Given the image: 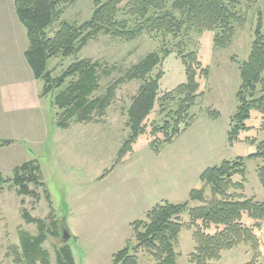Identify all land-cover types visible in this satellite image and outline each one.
<instances>
[{
  "label": "rangeland",
  "instance_id": "rangeland-1",
  "mask_svg": "<svg viewBox=\"0 0 264 264\" xmlns=\"http://www.w3.org/2000/svg\"><path fill=\"white\" fill-rule=\"evenodd\" d=\"M96 1L110 0H76L60 6L61 15L48 29V35L53 37L63 22L73 25L88 22ZM175 1L167 0L166 11L182 18ZM235 1L240 3L244 22L235 26L232 44L226 50L215 48L216 31L196 30L178 37L144 33L130 43L100 35L76 56L50 61L52 79L61 77L78 61L98 63L100 89L94 98H102L135 65L157 54L161 63L147 80L162 75V97L186 82L185 66L178 54L197 55L201 63L197 78L200 98L189 113L192 126L168 144L163 134L154 136L153 130L163 127L169 119L168 113L179 106L178 101L158 104L144 122L146 134L139 137L132 152L118 163V153L131 135L128 111L144 81L135 79L119 86L103 117L94 115L86 123L74 119L67 129L61 128L55 98L72 80H67L62 89L51 95L42 96L45 81L34 78L25 59L27 32L18 20L14 0H0V141H13L10 146L0 147V173L6 179L12 178L16 167L33 162L45 185L29 186L39 198L18 194L19 188L13 184L0 189V264H14L7 252L10 247L19 246L21 231L33 236L39 234L36 224L26 222L25 212L45 221L46 230L57 234L44 244L53 264H57L60 245L57 240L62 238L59 222L63 217L72 235L69 247L75 264H112L114 255L126 247L131 255L137 256L138 264H156L152 252L136 250L139 242L133 224L138 220L148 223L147 213L158 204L185 203L192 190L202 187L200 176L208 168L240 157L247 159L257 151L264 140V114L260 111H252L246 123L250 129L236 143L230 145L228 132L238 107L236 94L241 85V66L251 54L259 24L264 35V0L252 4ZM205 68L209 69L208 78L201 71ZM262 95L264 92L257 96ZM209 111L220 116L213 120ZM153 143L158 150H153ZM263 164L262 160H246L245 179L233 178L235 183L243 182L244 189L230 194L264 202V187L258 176V167ZM206 200H211L209 189ZM199 206L202 203L191 204L180 217L184 227L174 245L177 264H194L191 255L196 248V229L190 226L189 212ZM244 223L249 227L255 225L248 217ZM140 232H144L142 227ZM254 233L259 242L258 251L252 245H240L224 251L215 264H248L255 260L256 264H264V224Z\"/></svg>",
  "mask_w": 264,
  "mask_h": 264
},
{
  "label": "trees",
  "instance_id": "trees-1",
  "mask_svg": "<svg viewBox=\"0 0 264 264\" xmlns=\"http://www.w3.org/2000/svg\"><path fill=\"white\" fill-rule=\"evenodd\" d=\"M75 1L14 0L18 20L27 32L28 48L24 53L25 59L34 78L45 81L42 96L51 95L56 89H62L67 80H72L71 84L55 98V106L60 112L59 126L67 129L74 119L78 123H86L94 115L103 117L111 106L119 86L137 79L143 80L144 85L133 99L128 111L131 135L118 153V163L132 152V147L139 137L146 134L144 122L158 104L179 102L178 109L168 113L169 119L164 126L153 130L154 136L163 134L168 144L189 129L193 124L190 110L200 98V84L197 78L201 63L195 53L178 54L185 66L186 82L162 97H160L162 75L147 80V76L161 63L157 54H151L135 65L124 78L114 82L102 98H94L100 89L98 63L91 60L78 61L56 79L51 78L49 63L57 57L76 56L91 40L100 35L130 43L144 33L149 36L178 37L182 33L187 35L186 33L196 30L216 31L215 48L226 50L232 44L235 26L238 24L242 26L244 22L239 12L240 3L235 0H176L174 6L183 15L182 18H178L166 11L167 0H128L126 4H124L126 0H110L106 3L96 1L94 12L88 22L82 25L63 22L55 35L50 37L48 29L60 17V6ZM246 1L249 4L259 2ZM201 71L203 76L208 78L209 69ZM240 71L241 85L236 94L238 107L231 118V128L228 132L230 145L239 141L240 135L250 129L246 123L251 119L252 111L264 114V95L257 96L259 92H264V35L261 24L255 31L251 54ZM209 114L214 116L213 120L220 116L216 111H209ZM12 143L10 140L0 141V147L10 146ZM152 148L158 150L154 143ZM246 160L264 162V140L259 143L257 151L247 159L240 157L235 161H224L220 166L204 171L200 176L202 187L192 190L185 203L163 202L147 213L148 223L143 220L136 221L133 224L135 237L139 242L136 250L146 249L152 252L156 264H177L174 245L184 227L180 217L189 210L191 204L199 202L202 206L190 209L189 212L190 226L196 229L194 233L196 248L191 255L192 263L215 264L221 260L224 251H230L240 245H252L258 251L259 242L254 231L264 224V202L237 198L230 194V191L238 192L244 189V183H235L233 178L241 176L245 179ZM36 172L37 167L34 163L27 162L13 170L12 178L6 179L0 173V189L7 184H13L19 188L18 194L39 198L29 187L31 184L37 187L45 186ZM258 176L264 187V164L258 167ZM208 189L211 193L209 202L206 200ZM24 217L28 224L38 226L39 234L33 236L21 231L19 246L10 247L7 257L13 259L14 264H53L44 244L49 237L57 234L49 233L45 221L33 218L28 212L24 213ZM245 217L253 220L255 225L247 226L244 223ZM59 226L61 228V221ZM141 227L143 233L140 232ZM61 239L57 240L60 243L57 264H75L69 243L62 244ZM112 264H138V260L126 247L114 255ZM248 264H256V260L255 263L251 261Z\"/></svg>",
  "mask_w": 264,
  "mask_h": 264
},
{
  "label": "water",
  "instance_id": "water-1",
  "mask_svg": "<svg viewBox=\"0 0 264 264\" xmlns=\"http://www.w3.org/2000/svg\"><path fill=\"white\" fill-rule=\"evenodd\" d=\"M61 228H62L61 243L62 244H68L72 239V235L66 226V218L65 217H63V219L61 221Z\"/></svg>",
  "mask_w": 264,
  "mask_h": 264
},
{
  "label": "crops",
  "instance_id": "crops-1",
  "mask_svg": "<svg viewBox=\"0 0 264 264\" xmlns=\"http://www.w3.org/2000/svg\"><path fill=\"white\" fill-rule=\"evenodd\" d=\"M28 48V47H27ZM26 51V50H25Z\"/></svg>",
  "mask_w": 264,
  "mask_h": 264
}]
</instances>
